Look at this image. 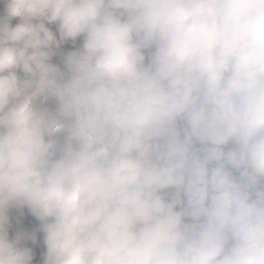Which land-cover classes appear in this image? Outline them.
<instances>
[{"label":"clouds","instance_id":"obj_1","mask_svg":"<svg viewBox=\"0 0 264 264\" xmlns=\"http://www.w3.org/2000/svg\"><path fill=\"white\" fill-rule=\"evenodd\" d=\"M5 5L0 264H264V0Z\"/></svg>","mask_w":264,"mask_h":264},{"label":"trees","instance_id":"obj_2","mask_svg":"<svg viewBox=\"0 0 264 264\" xmlns=\"http://www.w3.org/2000/svg\"><path fill=\"white\" fill-rule=\"evenodd\" d=\"M7 17L5 0H0V19ZM19 23V18H11L10 24L15 27ZM46 26L58 36L57 26L55 24H47ZM83 37H78L76 41H67L55 49V55L52 58V63L58 65L63 69V57L69 51H74L82 46ZM23 76V74H21ZM48 107H54V102L49 101ZM10 238L14 237L17 232H36L37 241L33 244L31 241L27 242V246L33 250L32 264H43V255L46 253V246L43 244V234L39 231V221L33 217L27 208H13L10 210Z\"/></svg>","mask_w":264,"mask_h":264}]
</instances>
